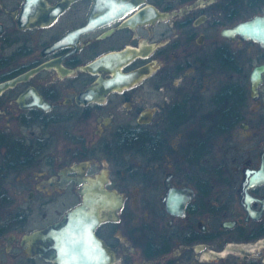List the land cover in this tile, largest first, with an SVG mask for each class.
<instances>
[{
    "label": "flooded vegetation",
    "instance_id": "af4514ba",
    "mask_svg": "<svg viewBox=\"0 0 264 264\" xmlns=\"http://www.w3.org/2000/svg\"><path fill=\"white\" fill-rule=\"evenodd\" d=\"M90 178L105 264H264V0H0V264Z\"/></svg>",
    "mask_w": 264,
    "mask_h": 264
},
{
    "label": "water",
    "instance_id": "95a60500",
    "mask_svg": "<svg viewBox=\"0 0 264 264\" xmlns=\"http://www.w3.org/2000/svg\"><path fill=\"white\" fill-rule=\"evenodd\" d=\"M103 182L89 179L81 203L67 211L59 227H53L48 232L37 230L27 236V239L45 240L51 235L57 251L53 256L55 264H105V250L103 246L99 247L95 232L96 225L103 218L101 208L108 207L106 202H101L100 206L96 201V187H104Z\"/></svg>",
    "mask_w": 264,
    "mask_h": 264
},
{
    "label": "rangeland",
    "instance_id": "374dc122",
    "mask_svg": "<svg viewBox=\"0 0 264 264\" xmlns=\"http://www.w3.org/2000/svg\"><path fill=\"white\" fill-rule=\"evenodd\" d=\"M75 201V200H74ZM74 201H71L70 203H74ZM76 202V201H75ZM39 204H41V200L39 199V197L35 200V202H34V205L36 206V207H39ZM1 209V208H0ZM42 211L43 210H45V208L43 207L42 209H41ZM41 210H35V213H34V219L37 221H39L40 219H41V215H40V212H41Z\"/></svg>",
    "mask_w": 264,
    "mask_h": 264
},
{
    "label": "trees",
    "instance_id": "16d2710c",
    "mask_svg": "<svg viewBox=\"0 0 264 264\" xmlns=\"http://www.w3.org/2000/svg\"><path fill=\"white\" fill-rule=\"evenodd\" d=\"M7 197L5 195H3L0 191V206H2L4 203H7Z\"/></svg>",
    "mask_w": 264,
    "mask_h": 264
}]
</instances>
